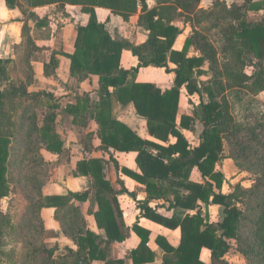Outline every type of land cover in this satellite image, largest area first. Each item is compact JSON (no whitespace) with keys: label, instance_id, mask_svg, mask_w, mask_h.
Listing matches in <instances>:
<instances>
[{"label":"trees","instance_id":"trees-1","mask_svg":"<svg viewBox=\"0 0 264 264\" xmlns=\"http://www.w3.org/2000/svg\"><path fill=\"white\" fill-rule=\"evenodd\" d=\"M2 1L8 9L20 6L18 0ZM197 3L198 0H156V6L149 9L146 0H26L30 8L72 5L79 6L88 15L87 25L77 29L74 52L67 56L70 71L81 80L86 79L88 74L98 77L99 87L94 92L98 102H95L90 117L98 126L97 137L102 150L111 148L116 152L137 154L135 164L139 173L120 168L111 156L109 161L116 173L121 172L144 187L146 199L140 205L143 217L168 229L180 230V243L176 248L168 245L163 238L155 240L165 253L162 264H228L225 256L230 252L242 255L244 264H264V255L256 247L241 249L245 242L241 234L243 223L248 226L254 224V245L264 248V240H260L264 230V171L257 175L251 187L236 184L229 193L221 194L223 176L216 170L221 160L235 159L233 155L224 156L223 141L239 143L232 140L237 132L229 113L231 102H251L250 97L264 92V22H248L247 10L243 6L227 9L216 2L212 11H196ZM97 8L108 10L130 28H141L146 32V40L136 44L126 38H112L106 28L108 20L98 23L95 14ZM212 17H216V35L227 55V63L222 70L216 60V50L203 27L205 21ZM179 18H183L184 23H193L195 28L186 38L182 49L176 50L174 44L181 31L173 23ZM190 47L196 50L198 56H187ZM123 50L129 51L137 60L131 69L120 67ZM6 63L0 60V77L3 78ZM205 64L212 77L206 82H198ZM145 67L173 73V86L162 91L152 83H137L136 74ZM247 67L252 68L249 74L245 70ZM44 74H48V66H44ZM182 88H185L188 96L196 95L198 98L191 115L178 116ZM16 95L31 96L34 105L48 97L57 101L45 93H29L24 86L23 89L15 85H5L3 90L0 88V261L6 251L2 241L8 238L15 244L7 230L10 233L17 230L9 205L6 211L1 209V200L11 193L8 180L11 140L1 129L2 111L5 102ZM88 99L89 94L83 93L76 97L74 105L66 107L64 113L72 117V122L76 123V119L84 115ZM112 100L121 106L132 104L136 115L145 119L149 136L156 141L141 139L128 126L113 119ZM57 109L54 104L53 109L43 115L37 131L41 151L57 155L56 162L45 161L40 150L28 157V167L38 164L45 168L47 173H42L41 177H47L54 167L67 158L64 142L57 133ZM195 122L202 125L203 131L200 143L191 147L183 136V130H192ZM104 165L105 161L99 158L83 159L76 163V177H86L90 181L88 189L83 192L45 197L38 192L36 211L43 236L37 247L33 244L28 247L36 260L42 263L53 260L59 247L55 244L50 248L47 241L62 236L71 240L77 249L62 246L64 254L51 264H88V260L93 259L104 261L110 246L122 243L131 230L140 239L138 247L129 254L132 263L154 261V255L146 248L149 233L138 225H133L131 229L124 227L117 198L126 190L119 180L116 183L121 190L113 189L104 174ZM193 168L201 173L203 184L189 180ZM89 199L97 206V211L92 215L97 228L104 231L105 240L91 232L84 236L75 235L73 226L78 210L72 202H86ZM154 200H163L171 208L196 213L166 219L148 207V203ZM198 202L205 206H220V221L215 224L204 221L198 212ZM242 206L246 209L242 210ZM46 208L56 211L55 220L60 225V231L43 227L40 211ZM251 212L255 213L253 218H249ZM202 249L210 252L209 263L201 261ZM10 253L15 257L16 250H10Z\"/></svg>","mask_w":264,"mask_h":264},{"label":"crops","instance_id":"crops-1","mask_svg":"<svg viewBox=\"0 0 264 264\" xmlns=\"http://www.w3.org/2000/svg\"><path fill=\"white\" fill-rule=\"evenodd\" d=\"M18 2L20 6L8 9L3 5V1L0 0V60L6 61V64L9 63L14 65L16 69L19 70L18 64L21 63L23 57L18 55L19 52H21V49L26 43L33 48L29 56H24L23 59L24 62L29 63L27 65L32 70L30 77L25 79L26 82H24L23 85L29 93L40 92L56 98L57 101L49 97L48 100L50 103L56 104L58 108L56 110L58 114L56 118L57 133L63 140L64 148L67 150L66 161L60 162L48 173L50 174L54 171L50 180L52 183L49 186L51 192H44V187H42V196L66 195L67 192H83L88 189L90 181L86 177L73 176V173H76L77 161H81L85 158H99L104 160V174L106 179L112 184L113 189L115 191L121 190V187L116 183V181L119 180L126 190V193L120 194L117 198L124 227L131 229L133 225H138L141 230L147 231L149 233V241L146 244V248L154 255V261L147 264H162L165 253L155 240L157 238H163L168 245L176 248L180 243V230L178 228L168 229L143 217L140 205H142L146 199L144 187L131 178L123 175L121 172L116 173L112 162L109 161V156H111L120 168H126L135 173H139L135 164L137 154L134 152H116L111 148H109L108 151L102 150L100 140L97 137L98 126L90 117L95 102H98V97L94 93L99 87L98 77L88 74L86 79L81 80L78 75L72 74L70 71V60L67 56L74 52L77 29L78 27L87 25L88 15L84 14L79 6H61L53 4L44 7L30 8L27 5L22 7V2L19 0ZM216 2L223 4L227 9L234 6H243L247 10L248 22H264V0H198L196 11L200 9L212 11ZM146 5L151 9L156 6V0H146ZM95 14L98 23H104L108 20L106 28L112 38H126L136 44L146 40V32L144 30L141 28L128 27L120 18L113 16L108 10L97 8L95 9ZM190 17H192V14H190ZM173 24L181 31L176 38L174 48L176 50H181L186 38H188L192 29L195 27H193L194 24L189 21L184 23V20L182 21L181 27L175 22ZM140 36L141 38H139ZM187 56L195 57L198 56V53L193 47H190ZM136 64V58L133 57L129 51L123 50L120 55V67L123 69H131ZM44 66H48L47 75L44 74ZM161 70L154 67L141 68L136 74L135 81L137 83H152L162 91L168 90L173 86L174 74H167L164 70L162 72ZM0 78V83H2L4 79L3 77ZM4 84L14 85L12 79L4 81ZM83 93L89 94L90 100L88 99L89 103L86 112L84 115H81L84 119H81V116L78 119L80 121L85 120V122L79 126L80 129H77L78 132L75 137L73 135V138L69 136L64 137L59 127L69 130L73 128L74 125L78 124V119H76V123L72 122V117L64 113V111L68 105H74L76 103V97ZM193 98L198 102L196 95L190 97L187 95L185 88L181 89L177 110L178 116L192 114L193 104H197ZM111 109L112 118L128 126L138 137L143 140L156 141L149 136L145 119L136 115L132 104L121 106L118 102L112 100ZM89 126L91 127L90 130H88V128H90ZM202 131V125L199 122H195L192 130H183V136L191 147H195L201 141ZM86 138L92 140L93 149L83 145V141ZM173 141L174 140H171V142ZM42 155L45 161L49 163H54L57 160V155L45 151H42ZM73 159H75L76 162H74ZM234 167V163L229 159H223L216 165V170L223 176L220 189L221 194L229 193L236 184H240L237 182L232 184L233 180H230L227 176L228 174L233 173V175H235L238 173L237 168ZM67 168L69 172L65 171ZM64 171L66 176L63 174ZM228 171L231 173H228ZM189 180L197 184L204 183L201 173L197 168L192 169ZM214 191L217 193L215 189ZM87 202H89V208L86 213H84L90 225L81 227V229L78 228L76 224L79 214L83 213L82 206L84 202H72L73 207L78 210L73 226L75 235L84 236L87 232H91L105 240L106 236L104 231L97 228L92 215V213L97 211V206L92 199H89ZM198 206V212L204 221L210 224H215L220 221V206H205L201 202H198ZM148 207L156 214L166 219H170L173 216H191L196 213V211H184L171 208L169 203L163 200L150 201ZM45 210L47 209H42L40 211V219L43 227L47 230L60 231V225L55 220L56 211L54 209H52L53 211L50 210L53 224L52 226H46L43 217ZM75 235L73 234V236ZM60 238L64 237L60 236ZM60 238L55 240H59ZM139 243V237L130 230L129 236L126 237L122 243H113L110 246L104 261L93 259L88 260V264H133L129 254L138 247ZM67 245L73 250L77 249L71 240L68 241ZM204 254L208 255V261L203 259L202 256ZM200 259L205 263H209L211 261L210 252L207 249H202Z\"/></svg>","mask_w":264,"mask_h":264},{"label":"rangeland","instance_id":"rangeland-1","mask_svg":"<svg viewBox=\"0 0 264 264\" xmlns=\"http://www.w3.org/2000/svg\"><path fill=\"white\" fill-rule=\"evenodd\" d=\"M19 1L22 2V7L26 5V0ZM215 18L216 17L207 19L203 27L206 30L205 33L207 38L210 39L216 50V60L220 70H222L224 64L227 63V55L223 52L222 45L218 41L216 35ZM182 21L183 19L179 18L175 21V23L181 27ZM139 38H141V36ZM32 49L33 48L30 47L29 44H25L21 49V52H19L18 55L23 56L21 63L18 64L19 70H17L12 64H5L6 73L3 78V82L0 83L2 90L5 88V85H8L4 84V81H7L8 79H12V83L15 86L23 89V83L26 82L25 79L29 78L30 74L32 73V70L27 65L29 63L24 62L23 59L24 56H29V53ZM207 67L208 65L205 64L202 68L203 75L198 78V82H206L207 80L211 79L212 73L208 71ZM245 70L249 74L252 68L247 67ZM162 71L163 69L161 72ZM30 97L31 96L28 97L18 95L10 97L7 102H5L4 109L2 111L3 124L1 129L3 133L8 134L11 140L10 158L8 163V180L10 181L9 183L11 193L8 197L1 200V209L6 211L9 205V209L13 216L17 230L15 233H10L7 230L9 233L8 235L13 238L15 244L10 242L8 238L2 241V246H6V251L5 254L1 256L2 261H0V264H51V262H54L55 258H58L59 255L64 254L62 246L67 245L69 241L68 239L64 238L47 241L50 248L55 244H58L59 249L56 250L53 260L45 262L43 261V263L39 260H36V256H32L28 248L30 244L36 246V244L42 239L43 233L39 227L41 225L36 211L38 192L41 193L42 187H44V192H51L49 186L52 183L50 180L54 174V171H52L47 175V177H41L42 173H45L44 175L47 173L45 168L39 166L38 164L34 167L31 165L28 167V162H30L28 158L29 155L32 152H39V150L41 151V146L37 140V131L41 126V119L48 110H51L54 107V104L50 103L48 98H43L39 103H37V105H34V100ZM195 98H193V100L197 102ZM203 98L207 101L205 96H203ZM250 100L251 102L245 101V103L231 102V109L229 113L232 117L237 132L236 137L232 140H236V142L239 143H233L230 140L223 141L224 156H227V154L233 155L235 159L230 160L234 163V166L238 170L237 171L234 169L238 172L237 174L233 175L232 173L228 174L227 176L230 178V180H233L232 184L237 182L245 188L251 187L254 184L257 175L264 171V92L257 96H252V98L250 97ZM245 106H247V108ZM84 122L85 120L80 121L78 119V124L74 125L73 128L67 130L63 129V127H59V130L64 137L69 136L73 138V136L75 137L76 133L78 132L77 129H80L79 126H81ZM90 129L91 127L88 128V130ZM83 145L87 148L90 147L93 149L92 140H89V138H86L83 141ZM85 160L87 159L85 158ZM73 161L76 162L75 159H73ZM68 170L69 169L67 168L65 171L69 172ZM65 171L63 174L66 176ZM228 173L231 172L228 171ZM34 174H36L37 177ZM73 176L76 177L75 173H73ZM245 203H248V201H245ZM88 204L89 202H84V205L82 206L83 213H80L77 219L76 225H78V228L80 229L81 227L90 225L85 217V213L89 208ZM46 209L47 210H45L43 213V217L45 224L48 227L52 226L53 224L50 211L52 208ZM245 209L246 207L242 206V210ZM254 214L255 213L251 212L249 218H253L255 216ZM254 230V224L248 226L243 223L241 227V234L242 238L245 239V242L241 246V249L244 250L250 248V246H254L256 247L255 249L257 251H260V254L264 255V248H259L254 245ZM262 237L263 238L260 240H264V230L262 231ZM10 250H16L15 257L14 255H11ZM202 257L204 260H209L207 254H204ZM225 261L228 264L245 263L242 255L233 252H230L225 256Z\"/></svg>","mask_w":264,"mask_h":264}]
</instances>
